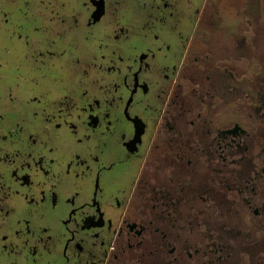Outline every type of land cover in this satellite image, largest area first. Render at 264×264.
<instances>
[{"label":"flooded vegetation","instance_id":"af4514ba","mask_svg":"<svg viewBox=\"0 0 264 264\" xmlns=\"http://www.w3.org/2000/svg\"><path fill=\"white\" fill-rule=\"evenodd\" d=\"M264 0H0V264H264Z\"/></svg>","mask_w":264,"mask_h":264},{"label":"rangeland","instance_id":"374dc122","mask_svg":"<svg viewBox=\"0 0 264 264\" xmlns=\"http://www.w3.org/2000/svg\"><path fill=\"white\" fill-rule=\"evenodd\" d=\"M259 45H260V49L262 54H263V57H264V34L261 35L260 37V42H259ZM263 62H264V59H263Z\"/></svg>","mask_w":264,"mask_h":264}]
</instances>
